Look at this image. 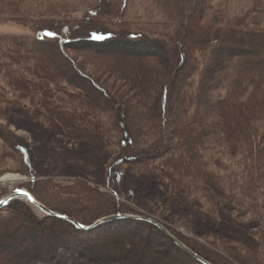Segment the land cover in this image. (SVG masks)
Segmentation results:
<instances>
[{
    "label": "trees",
    "instance_id": "16d2710c",
    "mask_svg": "<svg viewBox=\"0 0 264 264\" xmlns=\"http://www.w3.org/2000/svg\"><path fill=\"white\" fill-rule=\"evenodd\" d=\"M128 1L99 0L98 6L89 7L83 19L98 18L100 24L88 26L87 36L81 35L85 23L79 21L78 25L68 23L60 27L62 29L37 28V35L41 36L34 41L10 37L0 39V48H9L0 52V74H4L7 82V87H3L0 93V111L6 112L11 107L16 109L24 116V123L28 122L37 133L46 136V140L53 133L67 140L84 141L104 148L107 152L113 150L115 156V164L103 180L107 192L88 185L83 176L65 185L48 180V184L42 183L33 189L31 186L38 183L37 179L46 178L49 173L44 165L53 168L60 165L59 168L69 176L71 170L77 168L86 173L90 171L81 159L58 153L54 154L56 158L53 154L50 156L51 147L59 146V142L42 141L41 156L34 164L29 161L27 150L16 145L21 153L19 160L26 164L27 176L33 181L29 192L51 211L87 227L113 215L133 214L134 210L127 203L137 205L141 201L138 196L128 193L131 181L127 182L129 177L125 169L120 170L121 159L118 160L121 155L128 154L132 156L129 162L141 164L139 173L145 186L170 205L174 201L171 206L174 211L180 209L194 220L203 218L207 223H222L221 214L228 213L236 196H240L246 202L244 208L264 219V27L256 17L250 16L253 12L238 22L219 14L215 16L216 13L209 14L211 0H156L155 11L148 10L150 18H160L163 14L162 18L166 20L150 22L152 27L139 29L127 18L125 8ZM67 2L59 5L48 2L47 6L45 1L43 5L30 8L29 5L23 6L24 0H0V20H37L40 23L47 19V15L60 18L65 9H69ZM68 14L73 15V12L68 10ZM167 25L175 29L156 31L157 27ZM73 29L77 30L72 32ZM55 40L59 46L73 44L75 48L88 50L96 56L121 58V62L123 59L129 62L154 59L169 67L173 76L171 80H174L171 92L168 95L167 88H164L158 101L161 107L156 106L159 110L155 111L152 106V110L143 114L145 107L137 89L139 87L141 91L142 86L130 78L135 77L133 71L137 68L128 66L133 73H128L130 76L125 74L121 64L114 70L116 72H110L121 79L124 76L125 86L130 94L133 93L131 101L125 95L117 96L118 105L123 110L111 124L124 133L126 139L116 146L104 131L105 125L99 115L91 112L90 116L86 110L80 111L82 103L89 110L92 108L88 107L93 105L99 107L93 102V94L79 103L69 86L60 83L57 87L67 100L62 101L57 95L59 91L32 79L35 74H40L46 83L52 85L57 78V74H53L55 57L48 51ZM206 53L210 56H205ZM23 64L29 67L25 69L29 74L27 77H22L15 67ZM141 70L152 74L154 69ZM65 80L70 83L72 79ZM96 83L94 89L106 93V89ZM8 88L13 96H18L10 97L6 93ZM37 94L35 102L30 100ZM26 97L30 106L23 102ZM129 105H132L131 110ZM147 119L153 120L158 133L162 132V138L153 141L157 135L155 131L147 130ZM97 128L100 131H96ZM218 148L220 157L227 156L233 167H224L205 158V152ZM7 155L10 152L6 149L0 157ZM89 167L91 171H99L91 165ZM56 190L71 192L91 205L81 206L78 198H72L69 203L47 201V197L54 199L58 196ZM123 199L126 203L121 202ZM187 209L191 211L190 215ZM207 223L193 230L207 228L211 225ZM169 231L211 264L264 262L262 231L255 234L257 237L254 235L256 239L251 244L200 234V238L211 241L214 252ZM30 263L202 264L147 222L123 219L84 231L66 221L38 216L26 203L14 201L0 210V264Z\"/></svg>",
    "mask_w": 264,
    "mask_h": 264
},
{
    "label": "rangeland",
    "instance_id": "374dc122",
    "mask_svg": "<svg viewBox=\"0 0 264 264\" xmlns=\"http://www.w3.org/2000/svg\"><path fill=\"white\" fill-rule=\"evenodd\" d=\"M45 1V5L47 4L48 6V2H51V4L56 3L59 5V3L64 2L65 0H24L23 6L29 5L31 8L32 6H39L41 4L43 5ZM66 1H68L66 3V7H69V9L66 8L65 13L61 14L60 18L59 16L49 17L47 15V19L40 21V23H38L37 20H28L26 22H3L0 20V39L2 37H10L17 38L23 41H34L35 39H38L41 36L37 35V28L58 29L64 25H68V23L78 25L79 21L85 23V25L82 26L81 35L87 36L88 26L95 27L96 25L100 24V20H98V18H90L86 21L83 19L85 13H87L89 10V7L95 8L100 4L99 0ZM154 3H157V1H128V7L125 8V12L126 14H128L127 18L131 19L130 22L135 23V28L138 27L139 29H146L145 26H153L150 22L156 23L162 21V13H160V15L162 14L160 18H150L151 15L148 13V10H151V12L155 11L156 5H154ZM209 8L211 10L210 12H208L209 14L214 15V13H216L215 16L219 14L221 17H224L227 20H233V22L236 20V22H238L241 20V18L245 19L248 13L253 12L250 16L256 17L261 23L260 25L264 27V0H211ZM68 10L73 12V15L68 14ZM63 18L69 20H65ZM164 20L166 19L164 18L163 21ZM174 29V26L167 25L164 28L157 27L156 31L158 30V33H160L164 32L165 30H167L165 32L173 31ZM76 30L77 29H73L72 32H75ZM58 46V41L55 40V44L52 47L48 48V51H51V53H53L55 57L53 74H57V78L54 79L53 84L51 85L50 83H46V81H44V77H42L40 74H35L32 79L36 83L47 84L48 86H51V90L53 89L55 91H59L57 84H66L69 86L72 94L76 96L77 100H75L78 102H83L84 99L87 98V95L93 94V102H95L96 106L99 107H95V105H93V107H88L92 108L89 110L84 107V104L82 103L80 111L82 113L86 110L87 113L92 112L95 115H99L101 122L105 125L104 131L110 136L111 143L115 144L116 146L118 142L126 139L123 135L124 133L122 134L120 131H118L117 128H115L111 124L113 118L119 115L120 110H123V108H120V106L118 105L117 96L125 95L127 99L131 101L133 93L130 94V91L125 86L126 83H124L123 80L124 76L121 79L120 77H117L115 76V74L113 75L110 72H116L114 70H117L121 64L123 66L125 74L130 76V74L128 73L132 72L129 71L130 68H128V66H133L131 68H137V70L133 71L135 77L130 76V78H134L133 80L137 84H140V86H142L141 91L139 87H137V89L139 90V92H141V103L145 107V110H142L143 114L146 112V110H150L152 106L153 108H155V111L159 110L161 104L158 103V101L160 99V95H162L164 88H167L169 92L168 95L171 92L174 80H171L173 76L170 74L169 67L167 65L166 67H164L162 63L155 61L154 59L146 62L142 60L130 61L132 62V65H130L128 59V61L123 59V61L121 62L119 61V59L121 58H103L90 53V51L88 50L87 52L86 50L83 51L81 49L75 48L73 44L67 45L66 47L65 45H61L59 46V48ZM3 49L2 47L0 48L1 53H3ZM205 56L209 57L210 53H206ZM126 62L129 63L127 64ZM15 67L19 70V73L22 77H27L29 75L25 70L29 68L26 64H23V66L17 65ZM142 68L145 70L150 68L151 70L154 69V74H148L147 71L141 70ZM81 75L88 79H83ZM66 78L72 79L70 83L65 82ZM95 80L100 83L98 85L102 87L101 89H106V93L103 94V92L101 93L98 90L94 89V85L97 84ZM6 84L7 82L4 78V74L1 73L0 93L1 91H3V87H7ZM11 91L12 90H10L9 88L6 89V93H9L10 97L18 96H13ZM114 91H117L120 95H116ZM57 95L62 99V101L64 99L66 100V95H64L61 91H59ZM37 96L38 94L31 96L30 100L32 99V101L35 102V100H37L38 98ZM26 98V101L23 102L26 106H30L29 98ZM132 105H129L130 110L132 109ZM157 105L159 108L156 107ZM16 111L17 110L12 107L8 108L6 112H4V110L0 111V156L2 152L6 149L10 152V155L3 156L2 158L0 157V179L6 175H17L20 177L19 181L15 183L0 182V201L15 192H25L32 195L29 192L28 188L31 185L30 182L33 181L27 176L28 168H26V164L19 160L21 159V153L17 151L16 145H21L27 150L29 154V161L31 162V164H34L35 161H38L39 157L41 156L40 150L42 149L40 145H42V141L46 142L47 140H49L52 144H54V142H59V146L53 145L54 147H51L52 150L49 152V154L51 153L50 156L53 154L52 156L56 158L54 154L58 153L67 155L70 158L81 159L83 165H87V169L90 172L86 173L77 168L71 170V175L69 176L64 174V169L59 168L60 165L55 166L54 168L44 165V169L49 170V173L47 174L46 178L41 177V179H37L38 183H36L34 186H31L33 187V189H37L39 184H48L49 182L46 183L48 180H53L55 182H59L65 185L74 181L75 179H78V176H83L84 178H81L89 182L88 185L95 187L101 192H107L103 188V180L106 173H108L110 171V168L113 167V165L115 164V156L113 150L111 152H107L104 148L90 145L84 141L67 140L64 137L58 136L57 134L55 135L53 133L49 135L46 140V136L42 135L40 132L37 133L36 130L28 122H26L25 124V118H23L24 116L20 115ZM92 113L90 114V116L92 115ZM159 118H162V115H159ZM145 126L148 131H155L157 136L152 138L153 141L162 138V132L161 134L158 133L153 120L147 119L145 122ZM120 127L122 128V125H120ZM98 130L99 129L97 128L96 131ZM14 139H16V141H14ZM9 147L12 148L9 150ZM219 153V148L211 150L208 153L205 152V158L210 159L214 163L218 162L224 167H233V165H230V161L228 160L227 156L220 157ZM131 157L132 156L128 154H123L118 158V160L121 159L120 170L125 169L127 177H129V181L127 182L129 183L131 181V183L129 184L131 190L128 191V193L138 196V199L141 202L137 205L128 202L127 206L130 209H133L135 213L131 214L129 212V214L127 215L156 220L161 223L167 230L169 228V230L174 231L180 237L186 240H190L191 242H195L198 246L204 247L213 252L215 251V249L211 246V241L200 238V234H212L211 236H213L214 238L222 236L230 238L235 242H250L251 244V241L253 243L254 239H256L257 237V235L255 234L259 233L260 231L264 232V219L260 218V215L252 213V211H249L248 209L244 208L246 202L240 196H236V200H234V203L231 204V208L228 213L224 212L221 214V219L223 220L222 223L214 222L215 224H213L210 221L209 223H207L206 220H203V218L194 220L193 217L185 216L182 210L180 209L174 211L173 208H171L174 201H171L170 205V203L159 198L157 195H155V193H152L151 190L145 186L143 182L144 180H142L143 177H141V173H139L141 170V164H137L136 161L129 162ZM90 165L94 168H97V170L99 171H96V169L91 171V168L89 167ZM129 170H132L131 172L133 173H129ZM50 190H52L51 186ZM56 192L58 193V196L56 198L52 199L47 197L46 200L54 204L55 201L59 200H63L64 203L68 201L67 203H69L72 198H78L80 200L81 206L86 207L91 205L89 203L86 204L85 199H82L71 192H66L62 190H56ZM21 202H24L29 207H31V209L38 216H42L29 203L25 201ZM121 202L126 203L124 199ZM64 203L62 202V205L65 208ZM262 208V212L264 213V207ZM186 212H189V215L191 214V211L188 209ZM123 215L125 214L123 213ZM230 220L233 221H231V223H228V221ZM206 223L211 225L207 228H201L197 231L193 230L198 227H201V224H203L204 226V224ZM144 235H146V232H144ZM254 235L256 237H254ZM261 264H264V262Z\"/></svg>",
    "mask_w": 264,
    "mask_h": 264
},
{
    "label": "water",
    "instance_id": "95a60500",
    "mask_svg": "<svg viewBox=\"0 0 264 264\" xmlns=\"http://www.w3.org/2000/svg\"><path fill=\"white\" fill-rule=\"evenodd\" d=\"M14 201H25L29 203L34 209H36L40 214H42L45 217L53 218L57 220L66 221L69 224L73 225L76 229L84 230V231H91L94 230L108 222L116 221V220H123V219H135L139 221L147 222L157 229H159L166 237H168L177 247H179L181 250H183L185 253L193 257L195 260L202 264H211L204 260L202 257L194 253L192 250H190L188 247H186L177 237H175L173 234H171L161 223H159L156 220L150 219V218H144V217H137V216H129L127 214L125 215H114L110 216L104 219H101L94 223L93 225L87 227L79 224L78 222L72 220L71 218L58 214L54 211H51L50 209L43 206L41 203H39L32 195L25 193V192H15L11 195L5 197L0 201V210L7 207L11 202Z\"/></svg>",
    "mask_w": 264,
    "mask_h": 264
},
{
    "label": "bare ground",
    "instance_id": "6f19581e",
    "mask_svg": "<svg viewBox=\"0 0 264 264\" xmlns=\"http://www.w3.org/2000/svg\"><path fill=\"white\" fill-rule=\"evenodd\" d=\"M19 176L17 175H6L0 179L2 183H15L19 181ZM70 244V243H69ZM73 257V256H72ZM31 264V263H30Z\"/></svg>",
    "mask_w": 264,
    "mask_h": 264
}]
</instances>
